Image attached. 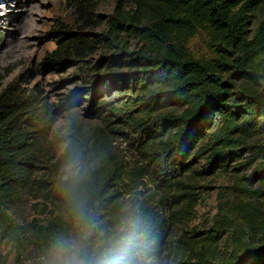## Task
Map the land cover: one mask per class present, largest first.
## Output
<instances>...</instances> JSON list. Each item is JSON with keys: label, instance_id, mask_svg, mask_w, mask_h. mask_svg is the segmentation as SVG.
<instances>
[{"label": "trees", "instance_id": "trees-1", "mask_svg": "<svg viewBox=\"0 0 264 264\" xmlns=\"http://www.w3.org/2000/svg\"><path fill=\"white\" fill-rule=\"evenodd\" d=\"M70 6L75 14L74 30L58 27L57 47L45 61L53 68L62 67L80 60L84 50L99 41L105 53L79 67L78 74L71 77L78 85L58 106L68 110L70 104H84L87 116L100 118L106 105L104 94H128L122 116L134 120L147 139L155 140L165 132L164 139L150 145L148 162L153 171L171 177L186 170L185 156L208 151L207 161L196 171L206 174L237 156L242 149L238 146L247 138L264 134V96L255 87L256 71L264 68V0H114L103 19L104 32L91 36L83 32L94 26L90 1L70 0ZM200 28L207 30L213 57L194 58L186 48ZM225 73L228 79L223 77ZM229 78L242 79L244 84L234 89ZM134 110L139 118L130 116ZM214 116L220 124L202 144ZM53 123V110L37 105L33 97L11 87L0 93V264L6 262L2 246L19 248L26 237L39 245L71 227L56 180L48 181L50 171L57 172L59 160L41 165L50 154ZM71 142L74 149L96 162L89 192L96 209L106 215L120 177L105 170L97 148H91L94 158L74 135ZM254 175L264 176V164ZM25 191L52 206L51 219L44 226L18 223L11 217ZM244 192L246 198L260 197L264 189L245 188ZM140 203L147 243L160 264L167 218L146 199ZM179 255L184 256L183 250ZM199 255L198 262L207 264ZM247 255L241 248L211 264H249Z\"/></svg>", "mask_w": 264, "mask_h": 264}, {"label": "rangeland", "instance_id": "rangeland-1", "mask_svg": "<svg viewBox=\"0 0 264 264\" xmlns=\"http://www.w3.org/2000/svg\"><path fill=\"white\" fill-rule=\"evenodd\" d=\"M89 1L95 21L94 26L83 32L89 36L102 34L103 19L114 0ZM74 23L70 0H0V93L6 87L17 89L25 96L33 97L37 105L52 109L54 122L72 119L70 137L78 138L85 149L97 148L105 170L120 177L112 192L113 206L105 216L111 215L129 194L146 199L164 213L167 229L160 264H170L172 260L175 264H200L198 254L211 264L229 258L241 248L246 250L249 264H259L258 261L264 264V193L260 197L246 198L244 192L245 188L264 189V183H261L264 176H252L253 171L264 164V134L247 138L238 146L242 149L237 156L229 158L224 167L216 166L209 173H196L207 161L208 151L185 156L186 170H178L171 177L162 175L159 170L153 171L148 162L152 151L150 145L164 139L165 132L155 140L147 139L134 120L122 116L127 109L122 103L129 100L128 94H104L106 105L100 118L87 116L84 104L72 111L58 106L78 85L71 77L78 74L79 67L85 62L93 63L105 53L103 42L99 41L84 50L80 60L74 59L59 68L50 66L45 58L57 47L58 27L63 25L74 30ZM186 48L194 58L206 59L214 55L206 28L198 29L187 41ZM256 72L255 87L264 96V68ZM223 77L228 79V73ZM230 81L234 83V89L244 84L242 79L231 78ZM130 116L140 117L135 110ZM219 124L218 116H214L213 126L207 130L202 144ZM49 139L50 154L41 165L44 167L59 160L57 172L50 171L48 176V181L54 182L63 149L52 126ZM41 171H45L44 175L47 173L45 168ZM175 180L179 182L175 183ZM52 212L50 204H44L39 196L25 191L11 217L14 216L18 223L34 222L44 226ZM30 241L32 238H24L19 248L10 244L2 246L5 264H36L49 240L39 245ZM182 250L184 256L181 257Z\"/></svg>", "mask_w": 264, "mask_h": 264}, {"label": "clouds", "instance_id": "clouds-1", "mask_svg": "<svg viewBox=\"0 0 264 264\" xmlns=\"http://www.w3.org/2000/svg\"><path fill=\"white\" fill-rule=\"evenodd\" d=\"M79 107L70 104L69 111ZM72 119L52 125L63 149L55 187L62 196L71 227L54 233L36 264H158L147 243V227L138 195L129 194L108 216L89 192L96 162L72 147Z\"/></svg>", "mask_w": 264, "mask_h": 264}]
</instances>
